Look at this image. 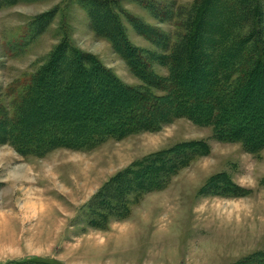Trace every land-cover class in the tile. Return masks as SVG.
I'll use <instances>...</instances> for the list:
<instances>
[{
	"label": "rangeland",
	"instance_id": "374dc122",
	"mask_svg": "<svg viewBox=\"0 0 264 264\" xmlns=\"http://www.w3.org/2000/svg\"><path fill=\"white\" fill-rule=\"evenodd\" d=\"M196 1L0 0V111L13 115L32 75L63 44L94 57L122 85L148 87L94 27L93 19L108 18L102 2L111 3L124 39L147 61L151 77H167L169 45L184 33ZM253 98L246 107L256 114L264 101ZM196 142L206 145L203 153L165 170L169 180L159 189L118 197L106 188L139 161ZM244 261L264 264V147L254 152L219 140L211 126L185 117L86 151L32 156L0 143V264Z\"/></svg>",
	"mask_w": 264,
	"mask_h": 264
},
{
	"label": "trees",
	"instance_id": "16d2710c",
	"mask_svg": "<svg viewBox=\"0 0 264 264\" xmlns=\"http://www.w3.org/2000/svg\"><path fill=\"white\" fill-rule=\"evenodd\" d=\"M100 4L111 23L104 17L93 19L94 27L104 32L148 87H126L94 57L60 45L32 75L13 115L4 117L0 111V143L32 156L58 148L86 151L108 138L158 130L161 123L185 117L211 126L219 140L238 141L254 152L264 147V102L254 108L256 114L246 107L255 96L264 101L259 0H197L181 26L184 33L169 45L167 77H151L147 61H141L124 39L111 3ZM205 146L189 143L152 155L106 188L118 192V197L159 189L169 180L165 170L179 169ZM173 155L171 162L162 163Z\"/></svg>",
	"mask_w": 264,
	"mask_h": 264
}]
</instances>
